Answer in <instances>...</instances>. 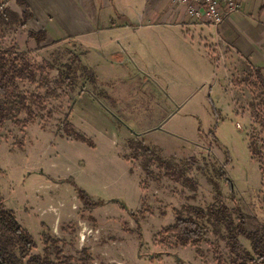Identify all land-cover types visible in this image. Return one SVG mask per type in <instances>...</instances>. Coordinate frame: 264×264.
Here are the masks:
<instances>
[{
    "label": "rangeland",
    "instance_id": "obj_1",
    "mask_svg": "<svg viewBox=\"0 0 264 264\" xmlns=\"http://www.w3.org/2000/svg\"><path fill=\"white\" fill-rule=\"evenodd\" d=\"M117 4L128 15L141 5ZM111 12V21L122 23ZM4 16L0 48L34 74V82L17 81V93H37L44 102L28 122L1 98L9 116L0 122V193L32 235V252L46 247L55 264H231L222 225L200 220L198 253L173 244L166 230L175 212L187 215L188 204L223 202L233 218L238 210L253 217L248 228L264 222V92L240 83L247 66L216 43L217 31L188 16L175 27L121 37L125 51L105 60L69 38L37 46L19 21ZM71 126L88 141L61 137ZM73 184L101 205L85 206ZM77 215L90 224L84 243L75 239L71 247L72 235L41 243L43 223L55 232ZM80 228L73 229L77 238Z\"/></svg>",
    "mask_w": 264,
    "mask_h": 264
},
{
    "label": "crops",
    "instance_id": "obj_2",
    "mask_svg": "<svg viewBox=\"0 0 264 264\" xmlns=\"http://www.w3.org/2000/svg\"><path fill=\"white\" fill-rule=\"evenodd\" d=\"M24 1L27 7L20 5L18 0H0V10L8 8L20 14L28 8L32 16L24 27L27 31L44 30L46 33L44 43H58L69 38L83 46L94 48L105 60L125 51L119 42L121 37L127 38V35L134 33H145L149 29L162 31L165 28L178 26L177 24H184L188 18L183 10L173 11L174 9L166 0H135L141 5L139 10H134L132 15H128L126 10L120 11L117 7V0ZM111 11H115L121 17L122 23L117 24L111 21L109 16ZM208 26L217 31L215 33L217 44H226L228 47L226 50L231 56L236 55L243 61L259 67L264 77V0H242L241 8L237 12L230 14L217 27L210 24ZM8 208L13 210L14 214L16 213L14 208ZM87 222L89 221L83 219L82 215L81 217L78 215L74 218L70 217L69 223L63 226L62 230L58 224L55 232L52 230L53 226L50 231L43 223L40 231L41 243L43 244L42 234L45 236L58 235L57 239L71 238L70 235H72L71 247H73V240H78L73 229L79 227V223L86 225ZM90 244L92 245V242ZM92 257L95 258L93 254Z\"/></svg>",
    "mask_w": 264,
    "mask_h": 264
},
{
    "label": "trees",
    "instance_id": "obj_3",
    "mask_svg": "<svg viewBox=\"0 0 264 264\" xmlns=\"http://www.w3.org/2000/svg\"><path fill=\"white\" fill-rule=\"evenodd\" d=\"M18 3L26 6L24 0H18ZM1 11L0 23H6L4 15L9 12L12 18L19 21L22 27L26 25L27 20L32 16L28 8L22 11L19 18L16 12L8 8H4ZM27 34L35 41L37 46L46 39L44 30H28ZM14 56L16 54L11 57L7 54L6 50L0 48V122L6 121L9 116L6 108L1 103V98L4 97L11 99L13 105L29 117L27 120L29 122L32 120L33 106L40 108L44 105L43 96L36 93L25 97L17 93L19 90L17 81L34 82V74L30 70L28 62L22 60L23 63H18L20 58ZM244 64L247 66V69L244 71L245 76L240 80V83L252 81L253 83H257L264 92V77L261 69L247 61H244ZM82 69L87 72L88 79L95 82L96 76L93 71L86 65H82ZM65 136L75 140L88 141L84 135L76 132L72 126L70 127V132H66ZM126 142L131 145L128 141ZM89 143L91 144V142ZM141 146L144 147L143 145ZM259 153L257 151V154ZM258 157L260 162L261 184L264 185V163L261 154ZM219 175L224 176L225 174L221 171ZM225 179L231 186V180L227 177ZM73 185L76 187L77 198L85 206L94 207L101 205V201H91L84 190L78 188L75 184ZM216 194L220 196L218 187H216ZM184 210L187 215L183 216L182 213L175 212L174 223L166 228L168 232L173 233V244L191 245L195 247L198 253V245L204 240L205 235L204 225L200 223V220H204L208 224L211 221L214 224L222 225L226 231L224 240L226 242V248L232 256L231 264H264V222L263 224L259 222L252 229L248 228L249 220L253 219V217L243 214L238 210V213L233 218L232 210L223 202L218 203L216 206L209 205L206 208L188 204ZM240 236H243L249 241L250 249L242 246L239 240ZM42 237L43 244L46 246L47 241L50 239L44 234H42ZM35 246L36 244L32 235L18 222L14 211L6 207L0 193V264H55L49 258V252L46 247L43 249V254H36L32 252Z\"/></svg>",
    "mask_w": 264,
    "mask_h": 264
},
{
    "label": "built area",
    "instance_id": "obj_4",
    "mask_svg": "<svg viewBox=\"0 0 264 264\" xmlns=\"http://www.w3.org/2000/svg\"><path fill=\"white\" fill-rule=\"evenodd\" d=\"M175 10L183 12L201 24H210L214 27L220 25L230 14L237 12L242 5V0H168ZM205 22V23H204ZM80 231L78 243L86 241L84 223H79Z\"/></svg>",
    "mask_w": 264,
    "mask_h": 264
}]
</instances>
